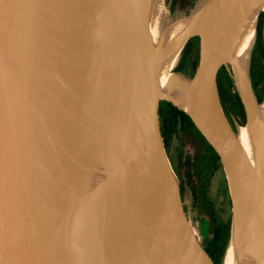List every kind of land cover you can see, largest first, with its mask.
I'll list each match as a JSON object with an SVG mask.
<instances>
[{"label": "water", "instance_id": "water-1", "mask_svg": "<svg viewBox=\"0 0 264 264\" xmlns=\"http://www.w3.org/2000/svg\"><path fill=\"white\" fill-rule=\"evenodd\" d=\"M258 1L206 0L160 46L150 0H0V264H214L183 208L161 102L219 158L234 264H264V131L250 79L230 60L231 35L257 22ZM193 38L191 80L172 73L162 89L157 62ZM222 67L256 135L255 168L221 106Z\"/></svg>", "mask_w": 264, "mask_h": 264}, {"label": "trees", "instance_id": "trees-1", "mask_svg": "<svg viewBox=\"0 0 264 264\" xmlns=\"http://www.w3.org/2000/svg\"><path fill=\"white\" fill-rule=\"evenodd\" d=\"M197 0H169L168 9L171 13L176 10L189 13ZM182 56L175 72H184L187 69L194 74L198 63V39L193 38L187 42L182 50ZM249 78L252 91L258 104L264 99V13H260L255 26V41L251 51L249 64ZM217 89L224 114L233 127L235 121L240 127L245 125V112L230 74L222 67L217 74ZM161 136L165 149L171 138L178 132L193 131L205 145L206 158H198L197 166L207 164L205 171L212 172L220 167L219 158L213 149L204 141L196 130L190 118L182 110L173 107L170 103L161 102L159 105ZM204 162V163H203ZM200 206L205 210L214 223L210 231L209 239L202 245L214 264H220L229 244L230 226H220L216 223L211 203L204 192L198 196Z\"/></svg>", "mask_w": 264, "mask_h": 264}, {"label": "rangeland", "instance_id": "rangeland-1", "mask_svg": "<svg viewBox=\"0 0 264 264\" xmlns=\"http://www.w3.org/2000/svg\"><path fill=\"white\" fill-rule=\"evenodd\" d=\"M205 2L206 0H197L195 7L189 13L178 10H176L174 13H171L168 9L169 0H161V21H159L158 25H160V27L162 28L166 24L179 19L181 16L188 17L192 11H194L195 13ZM254 41L247 58V63L243 66V70L248 79H250L249 64ZM181 53L182 50L178 53L174 67L170 71L169 75H171L172 73H177L174 71V69L180 62L182 56ZM178 75H180V77L184 81L188 82L189 80H191L193 72L190 69H187L184 72L178 73ZM203 148L204 145L202 143V140L198 136H196L193 131H190L176 133L171 138L167 148L165 149L167 159L176 178V181L178 182L180 188L181 185L183 186L182 200L186 217L201 245H204L209 239L210 231L213 229L214 223L200 205L195 207V203L193 202L192 197L194 194L196 182L194 180H192L191 182L186 180L184 169L185 166H188L190 168L191 165H193V162L195 160L194 158L196 156H199V154L203 151ZM203 178L204 180L202 181V183L205 184L206 198L211 203L216 223L220 226H226L229 224V228L231 229V201L224 172L220 168H215L213 173L206 171V173L203 175ZM229 246H231L230 243L228 244V247ZM226 253L227 252H225L224 256H226Z\"/></svg>", "mask_w": 264, "mask_h": 264}, {"label": "bare ground", "instance_id": "bare-ground-1", "mask_svg": "<svg viewBox=\"0 0 264 264\" xmlns=\"http://www.w3.org/2000/svg\"><path fill=\"white\" fill-rule=\"evenodd\" d=\"M161 0H150L149 3V24L150 33L155 45H166L177 37L184 29L188 27L191 19L181 18L177 21L166 24L164 27L158 25L161 21ZM257 11L264 13V0H260L256 4ZM158 25V26H157ZM256 17H248L240 23L236 30L231 35V52L230 60L236 62L242 68L247 63V58L254 41ZM179 50H176L171 55L157 62V73L160 86L163 89L169 77L170 71L173 69L176 62ZM236 81L239 82V77L236 76ZM178 105L187 110L186 98L184 94L179 92L176 94ZM255 114L258 122L264 131V99L255 107ZM237 140L242 147L250 165L256 167V135L248 126L239 127L236 132ZM232 246L227 248L226 256H224L221 264H234Z\"/></svg>", "mask_w": 264, "mask_h": 264}, {"label": "flooded vegetation", "instance_id": "flooded-vegetation-1", "mask_svg": "<svg viewBox=\"0 0 264 264\" xmlns=\"http://www.w3.org/2000/svg\"><path fill=\"white\" fill-rule=\"evenodd\" d=\"M205 141V140H204ZM203 143V141H202ZM204 145V143H203ZM205 148V145H204ZM203 148V151L199 154V156H196L193 162V165H191V167L189 168L188 166H185L184 169V174L186 177V180H188L189 182H191L192 180H194L196 182V186H195V190H194V194H193V202L195 203V207L200 205L198 196L199 193L204 192L206 194L205 191V184L202 183V181L204 180L203 175L206 173V168L208 167L207 164L205 163L203 166H200V164L197 166L198 163H200V161L198 162V158H206L207 156L205 155V149ZM220 162V161H219ZM204 163V162H203ZM222 169V166L220 164V167L216 168V169ZM223 171V169H222ZM181 185V183H180ZM183 186L181 185L180 188V192H181V198L183 199ZM182 204H183V200H182Z\"/></svg>", "mask_w": 264, "mask_h": 264}]
</instances>
